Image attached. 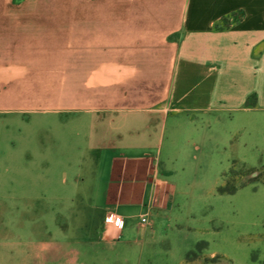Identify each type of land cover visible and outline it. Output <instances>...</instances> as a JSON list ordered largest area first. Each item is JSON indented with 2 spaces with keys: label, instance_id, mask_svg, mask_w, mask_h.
<instances>
[{
  "label": "crops",
  "instance_id": "obj_1",
  "mask_svg": "<svg viewBox=\"0 0 264 264\" xmlns=\"http://www.w3.org/2000/svg\"><path fill=\"white\" fill-rule=\"evenodd\" d=\"M237 111L264 117V0H0V126L30 120L74 138L45 152L64 173L47 200L75 219L82 257L123 247L117 260H142L177 188L162 173L184 168L198 125ZM20 167L0 149V203ZM59 215L47 234L71 235Z\"/></svg>",
  "mask_w": 264,
  "mask_h": 264
},
{
  "label": "rangeland",
  "instance_id": "obj_2",
  "mask_svg": "<svg viewBox=\"0 0 264 264\" xmlns=\"http://www.w3.org/2000/svg\"><path fill=\"white\" fill-rule=\"evenodd\" d=\"M232 117L233 122L198 125L190 160L182 170L162 173L177 187L168 220L158 227L157 244L142 260L134 258L128 264H264V124L238 120L264 117L244 111ZM46 126L30 120L0 126V149L6 163L21 166L5 174L0 264H126L116 259L125 258L123 247L91 250L82 257L84 250L81 247L80 253L73 242L75 219L65 204H49L47 183L51 179L61 182L64 173L49 171L45 152L66 148L74 138L57 140ZM33 163L36 168L29 169ZM257 175L260 178L253 180ZM13 179L16 187L10 183ZM227 182L237 188L234 194L219 191ZM79 206L75 202L73 209ZM52 214L63 217L60 222L69 226L71 235L47 234ZM199 242L206 247L198 258H188L197 252ZM216 256L222 258L212 261Z\"/></svg>",
  "mask_w": 264,
  "mask_h": 264
},
{
  "label": "trees",
  "instance_id": "obj_3",
  "mask_svg": "<svg viewBox=\"0 0 264 264\" xmlns=\"http://www.w3.org/2000/svg\"><path fill=\"white\" fill-rule=\"evenodd\" d=\"M229 26V21L227 19H223L221 21V23L219 24V28H226ZM255 105V101H251V100H248L247 103H246V106L247 107H250V106H254ZM252 173H255V171H253ZM260 178L259 175H257L253 180H258ZM219 191L222 193V194H234L236 191H237V188L235 187V185H232L230 182H227V184L224 186V187H221L219 189ZM206 247V243L205 242H199L197 244V252H191L188 254V258L190 257H194V258H198L199 254L202 252V250ZM222 257H214L213 259H211L212 261H215L217 259H221Z\"/></svg>",
  "mask_w": 264,
  "mask_h": 264
},
{
  "label": "built area",
  "instance_id": "obj_4",
  "mask_svg": "<svg viewBox=\"0 0 264 264\" xmlns=\"http://www.w3.org/2000/svg\"><path fill=\"white\" fill-rule=\"evenodd\" d=\"M106 223H108L109 226L112 227V229H115L117 230V232H119L122 228H123V223H119L116 219V217L112 214H108L107 217H106ZM142 223L143 224H146L147 223V218L146 217H143L142 218ZM109 236L110 239L114 240V241H119L121 236L119 233H115V232H110V233H107Z\"/></svg>",
  "mask_w": 264,
  "mask_h": 264
}]
</instances>
